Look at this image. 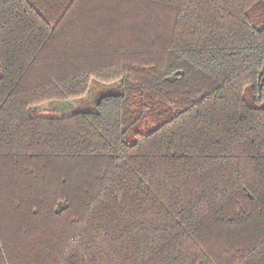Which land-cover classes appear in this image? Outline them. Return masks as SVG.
<instances>
[{
    "label": "trees",
    "instance_id": "1",
    "mask_svg": "<svg viewBox=\"0 0 264 264\" xmlns=\"http://www.w3.org/2000/svg\"><path fill=\"white\" fill-rule=\"evenodd\" d=\"M263 64L264 0H0V264H264Z\"/></svg>",
    "mask_w": 264,
    "mask_h": 264
},
{
    "label": "rangeland",
    "instance_id": "2",
    "mask_svg": "<svg viewBox=\"0 0 264 264\" xmlns=\"http://www.w3.org/2000/svg\"><path fill=\"white\" fill-rule=\"evenodd\" d=\"M119 85V80L105 83L92 79L88 91L83 96L66 100H47L32 107L30 112L35 115H67L79 110H94L101 96L120 92Z\"/></svg>",
    "mask_w": 264,
    "mask_h": 264
},
{
    "label": "water",
    "instance_id": "3",
    "mask_svg": "<svg viewBox=\"0 0 264 264\" xmlns=\"http://www.w3.org/2000/svg\"><path fill=\"white\" fill-rule=\"evenodd\" d=\"M182 73H183L182 70L175 71L173 73V75L167 76L166 79L172 81V80L175 79V77L178 74H182ZM263 77H264V64H263V66H262V68H261V70L259 71V74H258V89H260V87H261V83H262L261 81L263 80Z\"/></svg>",
    "mask_w": 264,
    "mask_h": 264
}]
</instances>
